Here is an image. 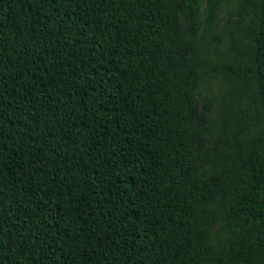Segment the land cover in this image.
Returning <instances> with one entry per match:
<instances>
[{"label":"trees","instance_id":"1","mask_svg":"<svg viewBox=\"0 0 264 264\" xmlns=\"http://www.w3.org/2000/svg\"><path fill=\"white\" fill-rule=\"evenodd\" d=\"M224 1L0 0V264H264V0L211 56Z\"/></svg>","mask_w":264,"mask_h":264},{"label":"rangeland","instance_id":"2","mask_svg":"<svg viewBox=\"0 0 264 264\" xmlns=\"http://www.w3.org/2000/svg\"><path fill=\"white\" fill-rule=\"evenodd\" d=\"M205 3V0H204ZM203 3V4H204ZM237 6L235 0H226L223 2L221 7L218 10V14L216 16L214 33L215 35L219 36V39L211 37L208 39L209 41V53L211 56L214 55V50L216 49V45L218 44L219 50L226 51L229 47V22L228 20L230 17L232 20L236 18ZM224 86L220 80L215 79L214 81L210 82V86L204 87L200 90L198 96L200 98L204 97L206 94L211 97L212 104L215 106L213 108L212 113L210 115L213 117L217 113L216 106L219 103L220 95L223 90ZM218 231V227H215L212 230L213 235H216Z\"/></svg>","mask_w":264,"mask_h":264}]
</instances>
